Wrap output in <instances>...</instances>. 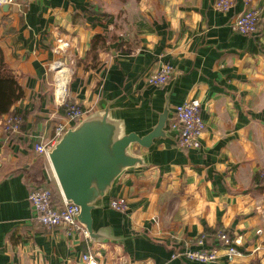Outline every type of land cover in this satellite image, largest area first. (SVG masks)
I'll return each mask as SVG.
<instances>
[{
    "label": "crops",
    "instance_id": "1",
    "mask_svg": "<svg viewBox=\"0 0 264 264\" xmlns=\"http://www.w3.org/2000/svg\"><path fill=\"white\" fill-rule=\"evenodd\" d=\"M214 2L0 6V46L24 90L13 106L24 116L21 133L8 139L0 129V264H85L90 250L101 264H199L171 254L205 226L229 230L242 252L212 264H264V26L252 37L233 32L242 0L226 14ZM255 4L264 7V0ZM95 36L101 48L92 53ZM163 64L174 66V77L162 87L149 84ZM194 98L206 123L201 149L181 150L168 128L149 148L133 144L142 163L126 168L96 202V239L50 233L39 223L29 202L34 180L63 197L50 161L34 150L64 116L61 101L81 105V121L108 110L124 131L144 136L161 115L170 118L175 105ZM120 196L126 213L110 207Z\"/></svg>",
    "mask_w": 264,
    "mask_h": 264
},
{
    "label": "built area",
    "instance_id": "2",
    "mask_svg": "<svg viewBox=\"0 0 264 264\" xmlns=\"http://www.w3.org/2000/svg\"><path fill=\"white\" fill-rule=\"evenodd\" d=\"M244 10L236 14L231 21L233 32L252 37L260 34L264 26V7L255 4V0H242ZM15 0H0V6L14 4ZM236 5V0H215L214 7L222 13L231 12ZM60 66V65H59ZM175 75V68L171 64H163L155 70L148 78V83L154 86H165ZM64 106V116L54 126L53 135L49 138L40 137L34 145L38 154L45 155L49 160V152L56 146L64 133L77 124L85 115V110L77 103L61 101ZM201 102L199 99H190L173 108L168 132H173L177 137V145L181 150H199L202 147V136L206 130V123L202 118ZM23 118L20 113L13 112L5 115L0 120V129L6 138L18 136L21 133ZM52 173L55 176L51 166ZM56 178V176H55ZM63 196V195H62ZM29 202L39 223L48 232L53 233L57 229H63L67 235L79 234L89 238V232L79 221L81 209L78 205L68 202L65 197L59 205L53 201V190L50 186L39 187L33 183L29 193ZM110 207L121 213L129 210L128 200L116 197L110 201ZM217 239L222 243L210 244L207 235L203 232L195 239L184 242L181 247L174 250L171 259L196 262L199 264H212L217 262L221 254L227 256L228 261L242 256L237 249V240L226 235L223 228L219 230ZM82 260L85 264H101L97 262L96 255L90 250L83 254Z\"/></svg>",
    "mask_w": 264,
    "mask_h": 264
},
{
    "label": "water",
    "instance_id": "3",
    "mask_svg": "<svg viewBox=\"0 0 264 264\" xmlns=\"http://www.w3.org/2000/svg\"><path fill=\"white\" fill-rule=\"evenodd\" d=\"M18 7L21 0H15ZM168 111L156 127L140 136L123 130L121 122L109 111L100 112L69 128L49 152V161L65 199L81 209L79 221L97 238L93 229L92 210L114 181L128 168L142 163L131 154L133 144L149 148L154 140L168 135Z\"/></svg>",
    "mask_w": 264,
    "mask_h": 264
},
{
    "label": "trees",
    "instance_id": "4",
    "mask_svg": "<svg viewBox=\"0 0 264 264\" xmlns=\"http://www.w3.org/2000/svg\"><path fill=\"white\" fill-rule=\"evenodd\" d=\"M261 33V31H260ZM102 39L101 36H95L92 41V48L93 51H99L101 48L99 46V42ZM24 96V90L21 86L17 75L9 68V66L6 63L5 55L3 52V49L0 46V120L8 114H11L15 112L13 110V106L17 101H19ZM81 106V105H80ZM82 107V106H81ZM23 118V124L24 125V116L21 115ZM257 177L254 179L255 182L257 181ZM34 180V179H33ZM39 187L47 186L48 183L43 179L40 180V178H36L33 182ZM51 187V185H48ZM52 188V187H51ZM53 190V201L55 205H59L61 196L58 192ZM221 226L216 227L215 229H210L208 226H205L204 233L207 235V242L210 244H219V240L217 239V234L219 230H221ZM226 235L229 236L231 239H235L234 235L229 232L226 228H223ZM219 246H222V243L219 244Z\"/></svg>",
    "mask_w": 264,
    "mask_h": 264
},
{
    "label": "rangeland",
    "instance_id": "5",
    "mask_svg": "<svg viewBox=\"0 0 264 264\" xmlns=\"http://www.w3.org/2000/svg\"><path fill=\"white\" fill-rule=\"evenodd\" d=\"M91 52H92V53H96V52H94L93 50H91ZM75 125H76V124H74V126H75Z\"/></svg>",
    "mask_w": 264,
    "mask_h": 264
}]
</instances>
